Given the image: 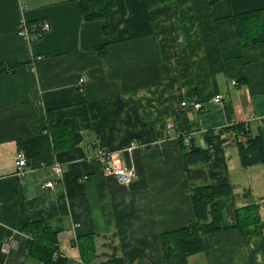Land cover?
<instances>
[{"label": "crops", "instance_id": "0c3cea01", "mask_svg": "<svg viewBox=\"0 0 264 264\" xmlns=\"http://www.w3.org/2000/svg\"><path fill=\"white\" fill-rule=\"evenodd\" d=\"M106 1L109 33L104 20L82 19L78 0H0V62L17 64L0 71V264H45L27 255L28 221L57 233L49 264H165L159 233L194 223L193 183L230 185L229 222L250 203L260 219L246 236L236 228L205 235L186 264H264V162L242 166L237 147L213 135L246 122L264 148V0H176L177 32L171 5L148 11L144 0ZM257 9L260 42L241 48L232 15ZM37 21L50 26L39 40L19 34L20 22ZM101 44L104 56L94 49ZM48 109L70 126L72 148L52 149ZM179 132L211 150L207 165L184 170ZM132 139L144 147L120 155L137 173L126 186L104 175L93 155ZM19 149L28 158L22 178ZM48 180L54 184L44 187ZM87 233L95 254L83 263L73 242Z\"/></svg>", "mask_w": 264, "mask_h": 264}, {"label": "trees", "instance_id": "16d2710c", "mask_svg": "<svg viewBox=\"0 0 264 264\" xmlns=\"http://www.w3.org/2000/svg\"><path fill=\"white\" fill-rule=\"evenodd\" d=\"M80 13L84 21L104 20V33H109L108 21L109 5L106 0H78ZM148 11L164 5H171L175 19L176 32L180 28V15L176 0H144ZM261 9L233 14L232 19L236 37L241 48L260 42V31L263 29ZM160 16V12L152 13V22ZM29 32L35 42L42 36L41 22H28ZM98 55L104 56L106 44L94 48ZM17 64L0 62V71L13 72ZM185 82V79L183 80ZM44 132L50 136L54 152L72 148L74 138L70 126L55 118L54 110L48 109L45 113ZM214 137L220 144L233 143L237 147L239 160L242 166L247 167L264 162V148L260 135L252 134L248 123L236 122L225 128L214 130ZM226 133V138L223 134ZM182 132L178 133L180 150L184 170L197 164L207 165L212 159L209 148L194 145L191 136L188 143L183 140ZM187 134V133H186ZM195 213V221L189 225L159 233L165 264H186L190 255L198 253L204 248V236L231 228L238 229L246 236V228L259 221V205L250 203L234 209V221L229 222L225 217V207L231 199L232 189L229 184L211 185L208 183L190 184L188 187ZM22 231L28 237L26 252L29 258L49 264L59 253L57 233L49 226L39 221H28ZM94 235L87 233L79 235L73 242L78 248L83 263H88L95 254Z\"/></svg>", "mask_w": 264, "mask_h": 264}, {"label": "built area", "instance_id": "2783aa9c", "mask_svg": "<svg viewBox=\"0 0 264 264\" xmlns=\"http://www.w3.org/2000/svg\"><path fill=\"white\" fill-rule=\"evenodd\" d=\"M49 23L47 21L41 22V32L39 34L43 35L48 29H49ZM18 32L20 35H23L28 40H31L30 38H34L29 32L27 23L20 22ZM85 76H81L78 78L76 85L78 87H81L85 83ZM233 84H236L234 81ZM221 95L216 94L213 97V101L218 102L221 100ZM186 102H181L182 105H184ZM193 108L200 109L201 104L198 102L191 103ZM173 129V124H168V133L171 132ZM175 136L178 137V133L175 134ZM190 139V134H183V140L185 143H188ZM144 147L140 142L136 141L135 139L130 140V142L124 147L116 150L112 149H104V148H96L94 151L93 158L101 165L102 172L106 176H114L118 180L119 183L122 185H129L136 177L137 173L133 166H126L122 163L120 160V155L124 151H131L136 148ZM27 155L22 149H19L16 151L15 154V174L22 178L27 170ZM52 171L57 179L62 178V169L59 162H55L52 165ZM54 184V181L48 180L43 183L44 187H51Z\"/></svg>", "mask_w": 264, "mask_h": 264}, {"label": "rangeland", "instance_id": "374dc122", "mask_svg": "<svg viewBox=\"0 0 264 264\" xmlns=\"http://www.w3.org/2000/svg\"><path fill=\"white\" fill-rule=\"evenodd\" d=\"M249 200H250V202H252V201H253V199H252V198H250Z\"/></svg>", "mask_w": 264, "mask_h": 264}]
</instances>
